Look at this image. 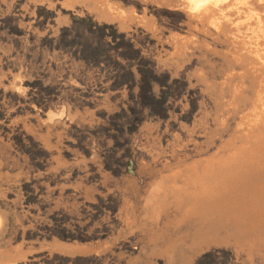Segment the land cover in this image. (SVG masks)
I'll return each instance as SVG.
<instances>
[{"label":"rangeland","instance_id":"374dc122","mask_svg":"<svg viewBox=\"0 0 264 264\" xmlns=\"http://www.w3.org/2000/svg\"><path fill=\"white\" fill-rule=\"evenodd\" d=\"M263 3L226 0L196 16L184 0H0V257L26 244L28 258L20 264H100L93 252L60 251L50 243L103 237L104 262L166 264L153 249L161 239L149 237L150 229L165 231V214L155 206L164 203L173 218L175 201L190 200L188 206L195 194L190 186L183 198L156 202L152 184L179 171L181 186L193 167L213 165L250 163L264 174V56L251 51L260 25L247 14L251 5L264 17ZM81 18L124 33L137 58L128 62L112 53L111 63H94L63 45L62 34L71 40ZM257 44L263 55V36ZM142 57L158 78L151 92L167 97L160 115L135 98ZM122 68L133 79L131 91L128 84L114 86ZM261 174L241 179L232 196L241 192L250 200L233 214L219 209V227L189 235L190 228L169 224L170 264H264V244L256 245L264 241ZM251 185H260L255 195ZM126 202L133 205L132 220ZM253 211L260 215L245 216Z\"/></svg>","mask_w":264,"mask_h":264},{"label":"bare ground","instance_id":"6f19581e","mask_svg":"<svg viewBox=\"0 0 264 264\" xmlns=\"http://www.w3.org/2000/svg\"><path fill=\"white\" fill-rule=\"evenodd\" d=\"M221 1L223 2V1H226V0H184V3H185V6L187 8V11L190 14H193V15H196V16H200V15H204V14H206L208 12H211L212 9H213V7L218 6ZM257 1L258 2H262V3L264 2V0H257ZM239 4H245L246 5L247 4V0H239ZM194 8H195V10H193ZM250 8H251V5H250ZM250 8L248 9V12H247L249 18L250 19H253L254 22L257 25H260V29L258 31H254L255 34L253 35V38L256 39V42H255V40L254 41H252V40L250 41V43H251L250 46H252V45L255 46V48L254 47H251V48H253V50H251V51H254V52L256 51L258 55L257 54H255V55L262 57V56H264V53H263V55H261L262 53L260 54L257 51L258 48H259V45L257 43L259 42V38L260 37L263 36V39H264V20H263L264 17H261L259 15V13L255 12V11L254 12H251L252 9H250ZM210 21L212 23H214V26L215 27H217V28L220 27V21H216V20H210ZM248 21L249 22H247V24L252 23V21L251 22H250V20H248ZM253 75H255V74H253ZM236 93H238V92H236ZM239 96L240 95H238L237 98ZM259 96H262V95H259ZM241 97H242V93H241ZM235 100H237V99H235ZM258 100H262V97H258ZM251 103L252 102H250L249 104L251 105ZM262 104H263V101H262ZM256 109H258L257 106H255L253 110L257 112ZM55 115H57L55 112L50 113V118H53ZM252 116H253V114H252ZM248 121H250V120H248ZM255 123H256V121H255ZM258 138H259V136H258ZM236 141H238V140H236ZM254 144L257 145V143H254ZM233 145H235V144L233 143ZM258 146H259V144H258ZM263 147H264V145H263ZM220 152H222V151H220ZM247 155H248V153H247ZM262 155H263V153H262ZM243 157H246V154L243 155L242 158ZM253 157H254V155H253ZM263 159H264V157H263ZM237 161H240V160H237ZM241 161H240V163H241ZM234 162L235 161H232L231 163L234 164ZM238 164L236 166L235 165L228 166V167H226L227 169L222 168V166L219 167V165H217V167L215 165H213V166H211L209 168L208 167H201V168H194L193 167V169L191 170L192 171L191 174L190 173H187L188 175L187 174L186 175L185 174L182 175V176H184V175L185 176H184V179L182 178L183 180H182L181 186L180 185H177L178 184L177 182L179 181V178H180L179 171L176 172V173H174L173 175L172 174L171 175H168V176L165 175L166 177L163 178L159 182V184L157 183L158 185H155V184H152L151 183L152 184L151 185V188H152L151 189V192H152L153 195H155V196L158 197V199H156V202H158L159 200H163L164 202H166V200H167V202H168V199L169 200H170V198L171 199L172 198L174 199V197L176 199L178 197L180 198V196H182V198H183L184 191H186V189L188 191V188H190V186H191V188H190L191 191L195 194V195H193L194 196L193 199H191L192 204H189L188 206H185V204L187 203V201H190V200L184 201V203H185L184 206H183V204H181V202H183L182 200L175 201L176 202L175 203V216L173 218L170 216V213L168 212L169 208L167 206L163 205L164 203L161 204V205H158L159 206L158 208H156V206H155V209L157 211H161L162 212V215L165 214L164 219H163L164 220L163 225H165L164 226L165 231L162 232L161 234H156V233H154L155 231L153 232L152 229H150V231H149V233H150L149 234V237H150L151 240L152 239H156V237H158V238L161 239V243L153 245V249L154 248L157 249V251H159V253H157V254H160V255L164 256L167 259L166 260V264L172 263L173 254H174L173 253V251H174L173 250L174 249V244L170 241L171 240V235L169 234L168 229H167V226L169 224L178 226L179 229H181L183 226H186L187 229L190 228L188 230V233H189V235H191V233L194 232V229H195V231H198L201 228L203 229L205 227V225H207V227H211V228L212 227H219V209H221V208H223L225 211H230L231 212L230 214H233V211H235V212L238 211V209H243L244 210V206L246 205V202L248 201V199L250 200L249 196H247V194H244V193H241V192L240 193H235L232 196V194H233L232 192L235 191L234 188H236V187L239 188V186L243 185V182H240V181H243L241 179H243L244 177H247V178H251V177H255L256 178L257 177L256 179H258L259 175L261 174V171L258 170L260 168L258 165H257L258 167H256L254 164H250V163H249V165H241V164L238 165ZM223 166H225L224 163H223ZM261 175L264 176L263 173ZM259 178H261V177H259ZM256 179H255V181H256ZM255 183H257V182H255ZM224 185H227V187H224ZM258 186H260V185H258ZM258 186H253V185L250 186L251 189H252L251 191L254 192V195H255V193H257L255 191L258 189ZM133 187L134 186L132 185L131 186V189H133ZM183 187H185V188L183 189ZM127 190H129V189H127ZM258 191H260V190H258ZM262 191H264V187L261 189V191L259 193H261ZM192 192H191V194H192ZM148 194H150V193H148ZM187 194H189V193L187 192ZM236 194H238V195H236ZM188 199H189V197H188ZM154 200H155V197H154L153 201ZM179 202H180V204H179ZM151 205L150 206L149 205H145V210H147L148 208L150 210L151 209ZM256 205H257V203H256ZM152 207H153V205H152ZM245 209H246V207H245ZM123 210H125L127 212L126 214H128V217L127 218L129 220H132L134 218V208H133V205H131L130 203L126 202L125 203V209H123ZM260 210H261V208L259 209V211ZM152 211H154V210H152ZM235 212H234V215H236ZM253 212H255V211H253ZM180 214L182 215V217L180 219H178L177 221H173V219L176 216H178V218H179V215ZM227 215H228V213H227ZM255 215H260V213H258V212L256 213L255 212V213H252V214L251 213L250 214L249 213L248 214H245V216L248 217V218L254 217ZM132 216H133V218H132ZM228 220H230V219H228ZM220 221H221V224L223 226H227L229 224L228 223L229 221H227V219L226 220L222 219ZM246 221H247V219H246ZM145 223H148V222L146 221ZM181 223H183V225H180ZM234 225H236V223H234ZM262 230H260V231H262ZM157 232H158V230H157ZM236 232H237V230H236ZM258 232H259V230H258ZM251 233H252V231H251ZM260 234H262V233H260ZM237 235H238V233H237ZM256 236H257V234H256ZM254 241H255V239H254ZM255 242H257V241H255ZM261 244H264V241L263 240L256 243V245H261ZM252 245H251V247H252ZM52 248L58 249L60 251H67V252H76L77 249H79L77 246H74V245L69 244V243H66V242H61V241H59V242L58 241L53 242L52 243ZM252 248H254V247H252ZM254 249L257 250V248H254ZM18 250H20V249H18V247H15L14 251L15 252H18ZM82 250H84V251L87 252L88 249H85V248L83 249L82 248ZM99 250H101V248ZM250 250H252V249H250ZM260 250H261V248H260ZM24 252L25 251L18 252L17 255L14 256V259H12V257H10V260H12V261H9V258L8 259H3V258L0 257V264H17L18 260H20V259L23 260L24 257L26 258V255H25L26 253H24ZM139 263H138V261H136L135 263H131V264H139Z\"/></svg>","mask_w":264,"mask_h":264},{"label":"trees","instance_id":"16d2710c","mask_svg":"<svg viewBox=\"0 0 264 264\" xmlns=\"http://www.w3.org/2000/svg\"><path fill=\"white\" fill-rule=\"evenodd\" d=\"M76 23L78 25L74 26L72 29L74 33L73 38L71 40H67L66 33H64L61 36V43L63 45L76 46L77 52L87 61L98 63L101 61V59H104L107 63H111L112 53L117 54V56H121L128 62L134 58H137L135 53L136 51L130 39H126V35L124 33H118L117 29H115L113 26L108 24H97L91 20L87 21L86 18L76 20ZM83 27L85 31H83ZM85 32H88L91 35V38H86V40H84L83 35ZM106 37L109 38L108 42L103 41ZM94 43H96V46L93 45ZM101 46L104 49H101ZM140 59L142 60H140L138 63V70L140 72V78L138 81L139 90L135 98L142 104V106L149 108L151 113L160 115L163 111V105L166 102L167 97L165 94L156 97L151 92L152 82L156 80L157 77H155L153 72L148 69L144 58L142 57ZM117 73L118 74L116 75L114 86L128 84L130 91L133 90V79H131L129 73L123 71V68ZM166 83V79H161V84L163 86H166ZM133 97V94H131L130 98ZM131 129L132 128L130 127V130Z\"/></svg>","mask_w":264,"mask_h":264},{"label":"water","instance_id":"95a60500","mask_svg":"<svg viewBox=\"0 0 264 264\" xmlns=\"http://www.w3.org/2000/svg\"><path fill=\"white\" fill-rule=\"evenodd\" d=\"M148 63H150L149 61H147ZM151 65V63H150ZM97 90L96 88H93L92 89V94L95 95L97 97ZM133 165H134V161L131 159L129 161V165H128V172L131 173V174H134V169H133ZM88 239H86L85 241H82V240H73L72 242H67L69 244H72L74 246H77L79 249H77V251H81L82 248L84 249H88L87 252H93L95 254H97L96 257H98V262H100V264H110L109 262H104L105 258L109 256V254H105V255H101V252L104 250L102 249V247L104 246V244L106 243V241H103V237L102 238H91V237H87ZM55 241H60L59 239H54L52 241L55 242ZM52 243H50V245L52 246ZM26 244L25 245H22L21 247H18V252L20 251H25L26 250ZM102 249V250H99V249ZM99 250V251H98ZM8 251V252H7ZM5 252V254H1V258L3 259H8L9 258V261H12L10 260V257H12V259H14V256L17 255L18 252H15L14 251V248L13 249H10V250H7ZM84 251V250H82ZM86 252V251H85ZM26 253V251L24 252ZM26 255V254H25ZM25 258V257H24ZM26 258H28V256L26 255ZM17 264H20L17 262ZM24 264H29V263H24Z\"/></svg>","mask_w":264,"mask_h":264},{"label":"crops","instance_id":"0c3cea01","mask_svg":"<svg viewBox=\"0 0 264 264\" xmlns=\"http://www.w3.org/2000/svg\"><path fill=\"white\" fill-rule=\"evenodd\" d=\"M3 83H4V84H6V82H5V81H4ZM13 85H14V86H13ZM17 85H18V82H17V81H15V82H13V83L11 82V83H10V84H8L7 86H8V87H16Z\"/></svg>","mask_w":264,"mask_h":264},{"label":"clouds","instance_id":"9594fccd","mask_svg":"<svg viewBox=\"0 0 264 264\" xmlns=\"http://www.w3.org/2000/svg\"><path fill=\"white\" fill-rule=\"evenodd\" d=\"M193 10H195V8Z\"/></svg>","mask_w":264,"mask_h":264}]
</instances>
